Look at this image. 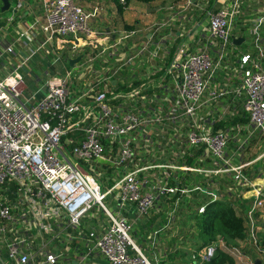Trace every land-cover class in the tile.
Returning a JSON list of instances; mask_svg holds the SVG:
<instances>
[{"label": "built area", "instance_id": "built-area-1", "mask_svg": "<svg viewBox=\"0 0 264 264\" xmlns=\"http://www.w3.org/2000/svg\"><path fill=\"white\" fill-rule=\"evenodd\" d=\"M7 1L5 12L0 6V61L7 57L15 65L9 62V73L0 79V264H89L94 257H101L105 264L166 263L162 256L153 254L157 257L150 260L144 255L131 238L134 220L122 212L132 206L136 218L144 219L159 198H175L168 204L165 225L148 238L154 250L159 233L176 220L181 197L201 192L210 202L220 199L213 193L215 185L206 189L199 182L191 188L181 186L178 173L202 175L206 180L228 175L240 189L255 191L244 216L246 237L235 245L217 238L201 252H191L196 262H209L220 250L235 264H252L245 253L248 246L264 258L258 242L263 192L255 189L244 172L250 164L242 162L251 129L264 135V39L260 32L264 12L251 23L256 60L247 53L239 57L238 87L215 85L214 79L225 62L227 47L234 46L232 31L244 12V0L204 12L210 43L197 53L178 55L160 73L150 69L137 86L121 82L119 89L112 82L123 68L135 66L142 57L150 61L157 57V51L149 52L148 42L127 54L124 41L135 35L130 32L108 48L83 53L99 37L88 25L99 9L86 13L74 0H39L42 16L29 24L17 23L16 37L8 41V28L30 6L28 0ZM190 7L186 2L183 9ZM4 13L9 15L4 17ZM64 40L68 60L82 54L80 61L58 76H47L40 98H36L37 89L23 98L24 73L31 71L30 63L49 49L60 54L59 43L63 46ZM107 58L119 66L108 69ZM97 61L105 64L103 77L93 70ZM226 95L242 101L247 116L246 126H235L236 134L213 133L217 120L208 122L200 116L205 104L213 105ZM243 133L244 140L239 137ZM228 142L235 143L237 150L232 157L225 151ZM199 149L205 157L198 161H208L210 168L187 165ZM155 157L158 162L151 160ZM233 158L241 162L235 165ZM109 195L117 205V216L104 205ZM204 211L201 206L197 212ZM85 218L97 222L96 232L81 228ZM4 251L9 262L2 259Z\"/></svg>", "mask_w": 264, "mask_h": 264}, {"label": "crops", "instance_id": "crops-1", "mask_svg": "<svg viewBox=\"0 0 264 264\" xmlns=\"http://www.w3.org/2000/svg\"><path fill=\"white\" fill-rule=\"evenodd\" d=\"M232 1L233 0H156L150 4L132 2L127 7L118 9L117 6L107 0H74V2L79 5L86 13H91L94 8L99 9V14L90 22L91 28L98 32L99 37H97L95 41L91 42L92 46H88L89 48H86L83 53L93 51L97 52L101 49V47L108 48L110 44L114 43L119 38L126 36V34L130 32H135V35L124 41V50L127 54L138 50L139 45L144 42H148L149 52L153 53L154 51H157V57L155 60L150 61L147 60L146 57H142L140 60H136L135 66H126L123 68L116 75L115 80L112 82L113 86L119 89H122V87L119 85L121 82H123L126 87L132 85L134 87L137 86L141 82V79L145 77L148 70L151 69L160 73V71H162L167 66V64L170 63L171 60L175 59L178 55L197 53L198 50L202 49L205 44L210 43L206 17L203 15V10L207 9L208 7L214 10H220L222 8L228 7ZM186 2L191 4V7L188 9H183V6L186 5ZM28 3L30 6V11L21 12L15 18L16 20L14 24L8 28V38H10V40L13 38L15 39L16 37L17 23L25 21L29 24L35 17L40 18L42 16V9L39 0H28ZM1 5L2 4L0 1V6ZM243 6V13L250 12L260 16L264 12V0H244ZM239 19H237V21ZM254 19H242L239 21L242 22L241 24L239 23L240 25L235 24L234 31L236 30L238 35H233V38L241 39L242 41L240 42L239 46L234 45L232 47V50L227 55L222 68L217 71L214 79L215 85H226V87L229 89L239 86V79L235 66L239 62V57L242 55V52H240L239 49L246 41L245 36L248 35L247 29L246 31L244 30L249 26L248 23H252ZM157 27H160V29H157ZM36 32L38 33L39 29ZM261 34L264 39V31L261 32ZM61 43H59L61 47L60 55L58 52L53 54L49 49L50 54L45 53L42 55L44 59L42 64L38 63L37 59L34 60V62L41 66V68H44L42 71L43 73L49 72V68L51 67L54 68V71L61 70V66H63L65 70L70 68L66 67V65L69 63L67 55L68 44L65 40L63 46ZM109 52L110 50L108 49L107 54ZM81 55L82 54H79L78 56ZM252 59L254 61L256 60L255 57H252ZM107 61V64L110 65L108 66V69L119 66V64L110 60L109 58H107ZM104 65L105 64H103V62H95L93 70L98 72L96 73L98 77L104 76ZM261 67L264 68V64L262 62ZM24 77L26 80L28 74L24 73ZM46 77L47 76H45L44 79L38 81L37 84L41 85ZM30 87L31 90L35 92L36 89L32 86ZM38 96L40 97L41 95L38 94ZM167 97H170L169 88ZM204 100H207L206 95ZM226 107L229 108V111L225 110ZM223 113H225V115ZM242 114H244L242 109V101H236L230 95H226L223 99L219 100L213 105L207 103L200 110V116L206 118L208 122L216 119L217 121L215 124H217L219 119H221L219 124H223L224 126L220 130H228L234 134H236L233 131L235 126L247 125L246 122L241 121L242 119H247V116L244 114V117H246L244 118L242 117ZM213 116H215L214 119H212ZM239 137H241L240 139L244 140L246 138V134L243 133ZM252 144H254V147L258 149L261 147V145L255 141L250 140L249 143L247 142V145L251 146ZM258 145L260 147H258ZM193 155V159L190 162L188 161L190 158L187 160L189 162V164L187 162L188 166L202 169L210 168L208 161L201 163L198 161L202 157H205V152L203 150H194ZM151 160L158 162L159 159L155 157ZM240 162L241 161H238L237 164ZM242 162L245 164H250L244 169V172L251 176L250 179L252 180L255 189L261 188L264 197V161L258 162L257 159L254 158L250 161L247 159L242 160ZM258 167H261L262 169H258V171H256ZM201 181V179L194 176L192 183L194 184ZM236 194L240 200L246 201L249 206L255 196V191L254 189L247 190L244 188L240 189V191H237ZM163 198L164 197L159 198L154 208L144 219L136 218L135 211L132 206H127L126 210H123L122 214L124 216L127 215L129 219L131 218L134 220V225L131 232V238L133 242L150 260L152 257L156 258L158 256V258H160L162 256L166 259V263L164 264H200L199 262H196V260L191 255L192 251L197 250L198 252H201L203 249V247H201L202 242L199 238L196 225H190V221H193V215L195 214H192V211H188L187 209L182 210L180 207L178 208L179 212L177 214L176 220L174 221V226L161 231L158 235V241L155 249L150 250L148 238L152 235L154 230L162 228L165 225L163 219L164 216H166L167 207L166 209L163 208L165 205L164 201L166 199L164 198L163 200ZM182 201L183 199L181 198L179 203L180 206L183 205ZM171 202L172 201H169L168 203ZM161 212L164 216L161 214ZM151 221L155 222L152 226H150V228H147ZM260 223V235L263 237L264 210L262 212ZM246 250L249 251V253L247 252L246 255L253 264V262L256 260L254 256L258 257V255L250 248V246H248ZM153 254L157 256H153ZM260 258L261 257H259L258 260H260ZM89 264H105V262L101 257H94L89 261Z\"/></svg>", "mask_w": 264, "mask_h": 264}, {"label": "trees", "instance_id": "trees-1", "mask_svg": "<svg viewBox=\"0 0 264 264\" xmlns=\"http://www.w3.org/2000/svg\"><path fill=\"white\" fill-rule=\"evenodd\" d=\"M107 1L112 2L115 6L118 7V9H122L124 7H127L132 2L150 4L152 2H155L156 0H123L124 4H121L119 0H107ZM206 10L217 11L208 7L207 9L203 10L204 16H205L204 12ZM66 67L69 68V65L67 64ZM40 69L43 71L44 68H40ZM37 79L39 78L37 77ZM242 117H244V114H242ZM241 121L247 123V119H242ZM223 126L224 125L219 124V122L215 124L213 126V133L222 129ZM192 159L193 158H190L188 161L190 162ZM258 169L261 170L262 168L258 167L256 171H258ZM107 174L111 176L112 171L108 170ZM246 175L249 178L251 177L248 173H246ZM194 176L202 180L201 182H199V184H202L204 189L209 188L208 186L215 185L216 188L213 189L217 190V193L220 196V199L217 200L216 202H210V198H208L204 193L201 192L191 193L190 196L188 197L189 199L187 197H181L183 199L182 201L183 205L180 206L179 204L180 209L184 210L183 208H185L188 211H192V213L195 214L193 215V218L196 217V219L194 220L196 221L195 225L196 228L198 229L199 238L202 242L201 247L203 248L206 247L207 245L214 242L217 238L222 239L226 245H235L236 241L243 240L246 237V226H245L246 222L244 216L249 206L246 201L240 200L237 197L236 192L240 191V188L237 187L236 184L233 182L232 177L228 175H222L216 178H212V179L210 178L209 180H206L205 178H203L202 175H196V174H189L187 176L181 175L180 178L181 186L191 188L194 185L192 183ZM174 199L175 198H169L168 200L165 199L164 201L165 205L163 206V208L166 209L167 207L168 210L170 206H167V204L172 203V202L171 203L168 202L173 201ZM201 206L205 207V211L199 215L197 211L198 208ZM178 212L179 209L177 210V214ZM161 214L163 215L162 212ZM165 217L166 216H164L163 219L164 222H166ZM154 222L151 221L147 228H150V226H152ZM258 242L260 246L264 248V236L262 237L261 235H259ZM246 249H245V253L247 252L249 253V251ZM254 258L258 260L259 256L258 258L254 256ZM203 264H235V262L229 256L225 255L222 251L218 250L215 256L209 262Z\"/></svg>", "mask_w": 264, "mask_h": 264}, {"label": "rangeland", "instance_id": "rangeland-1", "mask_svg": "<svg viewBox=\"0 0 264 264\" xmlns=\"http://www.w3.org/2000/svg\"><path fill=\"white\" fill-rule=\"evenodd\" d=\"M8 15H9V13H4L3 14L4 17H6ZM254 15H255L254 13H250V12L242 13L239 16L240 19L238 18L239 19L238 21L236 19V22L234 23V25L235 24H239V23L241 24L242 22H239V21L242 20V19H250V20H252V19L258 17V15H255V16ZM91 20H93V19H91ZM91 20L89 21V24H88L89 26H91L90 25L91 24L90 23ZM248 24H249V26L247 28H245V30H244V31H246V29H247V32H248L247 33L248 35L245 36L246 37L245 38L246 41L244 42V44L242 45V47L239 50H240V52H242L241 54L247 53V54H250L253 57H255L256 53H257V49L255 48L254 38L250 34V31L252 29V24L251 23H248ZM263 31H264V23H263V25L260 28V32H263ZM233 35H238V32L236 30L235 31L233 30L232 31V36ZM9 40H10V38H8V41ZM23 49H24V52H25L26 49L25 48H23ZM60 50H61V48H60ZM231 50H232V47H231V45H229L227 47V49H226L227 55L230 53ZM0 51H1V47H0ZM42 55H38V56L35 57V59L38 60L37 62L41 63V64L44 62V59H43ZM9 62H11L12 65H15V63L13 61H11L10 58H7V57H4L0 61V69L1 68L4 69L6 67L5 70H0V79L2 77H4L7 73H9V68H10ZM61 65H62V63H61ZM29 66H30L29 69L32 70V71H30V73H27L28 77H26V80H25L26 89L23 92V98H27V97L31 96L34 93L33 90H31L30 86H32L35 89L39 90L38 94H40L42 96L41 93L43 92V90L41 91V89H43V83L46 81L47 78L45 80H43V83H41V85L37 84L38 81L44 79V75L42 73V70L40 69L41 67L34 61L32 63H30ZM235 68L238 70L239 65L237 64L235 66ZM71 69L72 68H69V70H71ZM62 71H65L63 66H61V70H59V71H54V68L51 67V68H49V72H46L45 75L48 76V77H54V76H58L59 74H62L63 73ZM37 77L39 78V80H37ZM81 81L82 80H80V82L77 81V84L80 83V84H78V89H81V87H80ZM72 88H73V90L76 89L75 86H73ZM38 94L36 95V98H40L41 97V96L39 97ZM251 132H252V136H251V139L248 140V143L250 142V140H252V141L257 142L259 145H261V147L258 145V147H260L258 149L256 147H254V144H252L251 146L247 145V148L244 151V155H243V159L242 160H246L247 159L248 161H250V160L255 158V159H257L258 162H263L264 161V157H263L264 156V135L260 134L259 131L254 130L253 128L251 129ZM225 151H226V153L228 154L229 157H232L233 154L237 153V150L235 148V144L231 143V142H228L227 146L225 148ZM232 163L233 164H237L238 163L237 158H233L232 159ZM150 174L153 175V174H156V173L155 172H151V173L149 172V175ZM178 174L181 175L180 173H178ZM103 179L105 180V178H103ZM112 184H113V182L110 181L108 186L110 187ZM213 193L216 195L217 192L213 191ZM112 195L107 196L103 202H104V205L107 207V209L110 212H112L114 216H117L118 209H117L116 203L112 199ZM183 209H185V208H183ZM192 214H194V213H192ZM97 217L99 219H105L104 216H99V214H98ZM194 219H196V217ZM194 219H193V221H190V225H194L196 223V221ZM80 225H81V228L83 230H85L86 232H89V231L96 232L97 231L98 224H97V222L95 220H92V219H89V218H85V219H82L80 221ZM172 226H174V223L170 226V228ZM75 233H77V232H75ZM2 259H3L4 262L8 261L6 255H5V251L2 254ZM260 261H261V264H264V259L263 258H260Z\"/></svg>", "mask_w": 264, "mask_h": 264}, {"label": "water", "instance_id": "water-1", "mask_svg": "<svg viewBox=\"0 0 264 264\" xmlns=\"http://www.w3.org/2000/svg\"><path fill=\"white\" fill-rule=\"evenodd\" d=\"M0 1L2 2V5H3L1 8V12H5L8 9V1L7 0H0ZM241 41H242L241 39H233L232 43L233 45L239 46ZM80 59H81V56H78L75 59L70 60L68 63L69 67L72 68L74 64L80 61ZM254 264H261V261L255 260Z\"/></svg>", "mask_w": 264, "mask_h": 264}]
</instances>
